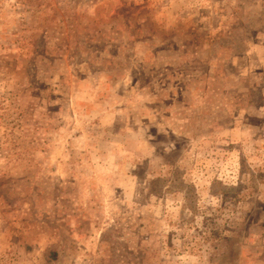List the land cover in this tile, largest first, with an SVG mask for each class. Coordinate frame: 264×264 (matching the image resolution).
<instances>
[{"label":"rangeland","instance_id":"374dc122","mask_svg":"<svg viewBox=\"0 0 264 264\" xmlns=\"http://www.w3.org/2000/svg\"><path fill=\"white\" fill-rule=\"evenodd\" d=\"M0 264H264V0H0Z\"/></svg>","mask_w":264,"mask_h":264}]
</instances>
